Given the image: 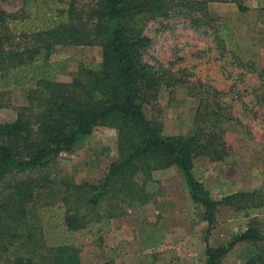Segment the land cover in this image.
I'll return each instance as SVG.
<instances>
[{
	"label": "rangeland",
	"instance_id": "1",
	"mask_svg": "<svg viewBox=\"0 0 264 264\" xmlns=\"http://www.w3.org/2000/svg\"><path fill=\"white\" fill-rule=\"evenodd\" d=\"M94 1L0 0V11L13 14L4 18V25L0 20V32L13 33L16 42L30 45L26 31L40 29L44 20L72 3L74 9L84 11ZM240 3L248 9L241 10ZM206 8L205 12L195 11L194 16L176 8L168 18L148 21L145 34L153 38V44L146 59L171 68L182 81L163 87L145 111L161 125L164 135L178 136L197 132V115L206 102L213 107L221 104L223 122L218 130L224 133L227 154L222 160L202 154L195 159L194 168L206 192L221 200L235 192L264 189V5L260 0H227L208 2ZM226 34L238 43L239 52L229 47ZM101 60L99 44L56 45L47 61L0 71V120L18 116L28 104V90L42 75L51 73L70 81L81 63ZM204 97L206 101L200 104ZM117 141L115 127L99 124L72 151L62 152L46 169L53 182L40 191L34 212L55 203L61 207L58 213H64L66 192L76 206L73 195L79 184L92 192L100 187L111 163L120 157ZM146 183L150 197L140 206L120 201L121 208H115L119 203L109 204L108 194L102 198L97 211L116 210L119 215L74 234L83 264L207 263L209 223L200 216L203 209L191 198L183 173L177 166L156 169ZM79 205L92 220H98L95 209L84 208L86 203ZM53 211H48V216ZM213 214L212 246L226 244L255 221L263 236L257 244L264 248V205L245 216L236 213L232 205L219 203ZM50 224L46 223V230ZM255 245L250 241L237 243L222 258V264H246Z\"/></svg>",
	"mask_w": 264,
	"mask_h": 264
},
{
	"label": "trees",
	"instance_id": "2",
	"mask_svg": "<svg viewBox=\"0 0 264 264\" xmlns=\"http://www.w3.org/2000/svg\"><path fill=\"white\" fill-rule=\"evenodd\" d=\"M211 1L227 0H95L84 11H77L72 3L44 20L40 29L26 31L30 45L16 42L13 33L0 32V71L40 59L47 61L56 45L102 46L99 63H81L70 81L59 80L51 73L42 75L28 90V104L18 116L11 121L0 120V264H83L82 249L75 243L74 234L119 215L116 210L97 211L102 198L108 194L109 204L119 203L115 208H121L120 201L140 206L151 193L146 178L153 170L171 166L183 173L191 198L203 209L200 216L209 223L206 264H222V258L243 241L256 243L246 264H264V248L258 245L263 236L255 221L226 244L212 246L209 242L214 209L219 203L230 204L245 216L264 205L261 188L215 200L195 175L198 156L222 160L227 154L224 133L218 130L223 122L221 104L213 107L206 102L197 115V132L178 136L164 135L161 125L148 118L145 111L163 87L182 81L171 68L146 59L153 44V38L145 34L148 21L168 18L176 8L194 16L195 11L205 12ZM240 9L248 7L240 3ZM0 14L3 25L5 17L13 16L3 10ZM224 36L229 47L239 52L232 35ZM204 101L206 97L200 104ZM99 124L116 128L120 153L101 186L92 192L79 184V191L73 195L76 206L66 192L62 199L64 213H58L61 207L49 202L46 205L50 208L34 212L40 191L53 182L46 172L49 164L62 152L72 151ZM82 203H86L84 208L90 206L97 211L98 220L80 209ZM50 210L55 213L48 216ZM47 222L51 224L46 230Z\"/></svg>",
	"mask_w": 264,
	"mask_h": 264
},
{
	"label": "crops",
	"instance_id": "3",
	"mask_svg": "<svg viewBox=\"0 0 264 264\" xmlns=\"http://www.w3.org/2000/svg\"><path fill=\"white\" fill-rule=\"evenodd\" d=\"M261 1V5L263 6L264 5V0H260Z\"/></svg>",
	"mask_w": 264,
	"mask_h": 264
}]
</instances>
